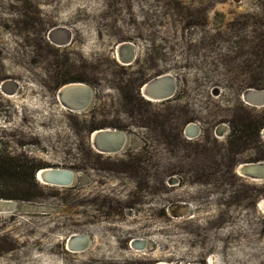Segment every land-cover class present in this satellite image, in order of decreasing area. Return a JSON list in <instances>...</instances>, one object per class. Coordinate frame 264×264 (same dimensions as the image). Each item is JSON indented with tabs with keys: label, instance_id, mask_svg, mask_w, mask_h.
<instances>
[{
	"label": "rangeland",
	"instance_id": "rangeland-1",
	"mask_svg": "<svg viewBox=\"0 0 264 264\" xmlns=\"http://www.w3.org/2000/svg\"><path fill=\"white\" fill-rule=\"evenodd\" d=\"M7 3L30 15L34 60L23 89L19 75H0V169L30 161L75 177L34 179L31 200L0 178V198L18 204L0 213V264H264V179L236 171L264 161V103L241 98L264 89V0ZM122 41L136 47L128 66L115 58ZM163 73L172 97L145 99L142 83ZM74 81L92 91L79 111L54 98ZM102 127L126 133L117 153L91 148L89 131ZM70 233L86 247L66 251Z\"/></svg>",
	"mask_w": 264,
	"mask_h": 264
},
{
	"label": "water",
	"instance_id": "water-1",
	"mask_svg": "<svg viewBox=\"0 0 264 264\" xmlns=\"http://www.w3.org/2000/svg\"><path fill=\"white\" fill-rule=\"evenodd\" d=\"M125 48L133 51V47L130 48L126 44H122L121 49ZM143 88L146 92V95L151 96L154 99H158L159 101L167 99L173 95L175 84L173 77L170 74H159L147 80L142 85L141 90ZM91 94V89L80 82L66 83L56 90L57 100L67 109L74 111L84 109L90 101ZM241 97L243 100L251 103L252 105H262L264 103V89L247 87L242 91ZM261 134H264V126L262 127ZM88 139L91 146H93L97 150L104 152H113L124 145L126 140V133L114 128L111 130L99 128L97 130L91 131L88 135ZM236 170L239 175L245 176L246 178L264 179V161L258 160L242 162L236 166ZM35 176L36 178H38V176H41L43 178L42 181L49 184L63 185L69 183V181L72 180L73 174L71 171L69 172L64 169L44 168L37 171ZM17 205V202L14 200L0 198V213L13 212L17 209ZM257 207L264 214V197H262L257 202ZM84 240L85 239L82 236H74V238L71 239V242H68V246L73 249V245H71L72 243H78L81 241L80 244H84ZM154 264L176 263L155 262ZM204 264L214 263L208 261Z\"/></svg>",
	"mask_w": 264,
	"mask_h": 264
},
{
	"label": "trees",
	"instance_id": "trees-1",
	"mask_svg": "<svg viewBox=\"0 0 264 264\" xmlns=\"http://www.w3.org/2000/svg\"><path fill=\"white\" fill-rule=\"evenodd\" d=\"M12 9L16 10L10 3L0 7V75H19L18 83L20 89H23L26 85L24 83V80H26L25 69H28L31 66L29 63H32L34 60L32 53L26 49V43L31 39H29L27 32L24 30L27 20H30V15L27 16L21 10H19L17 16L12 15ZM18 21L20 23H17ZM16 26H20V29ZM7 32L11 37L10 35H5ZM15 33H18L20 41ZM3 58L11 61H3ZM32 172L33 170L30 164L10 165L9 168L0 169V178L3 180L13 179L16 182L15 187L22 190V194L17 198L30 200L33 195L31 191L37 188V183L33 179ZM26 175L29 178L28 183L23 179Z\"/></svg>",
	"mask_w": 264,
	"mask_h": 264
},
{
	"label": "flooded vegetation",
	"instance_id": "flooded-vegetation-1",
	"mask_svg": "<svg viewBox=\"0 0 264 264\" xmlns=\"http://www.w3.org/2000/svg\"><path fill=\"white\" fill-rule=\"evenodd\" d=\"M126 43H128V44H126ZM129 43H130V45H129ZM127 45L128 47H130V48H132L133 46V51H130L131 52V54H130V57L127 59V60H125L124 58H121V60H118L117 59V48L119 47V45L121 46V45ZM132 46V47H131ZM134 54V55H133ZM132 55V56H131ZM115 58H116V62L119 64V65H121V66H128V65H130V64H132L134 61H135V59H136V47H135V44L132 42V41H122V42H119L118 43V45L116 46V53H115ZM124 59V60H123ZM125 61V62H124ZM123 62V63H122ZM164 74V73H163ZM149 80V79H148ZM75 82V81H74ZM76 82H78V81H76ZM146 82V81H145ZM144 82V83H145ZM67 83H71V82H67ZM80 83H82V82H80ZM144 83H142V85L144 84ZM64 84H66V83H64ZM64 84H62V85H64ZM84 84V83H83ZM62 85H60L59 87H61ZM84 85H86V84H84ZM142 85H141V87H142ZM87 86V85H86ZM58 87V88H59ZM89 87V86H88ZM57 88V89H58ZM57 89H55V91H54V95L56 96V90ZM140 93H141V88H140ZM142 95V94H141ZM54 96V97H55ZM172 97V96H171ZM170 98V97H169ZM169 98H167V99H169ZM167 99H164V100H167ZM69 110V109H68ZM71 111V110H70ZM190 125H192V126H195V124L194 123H189ZM189 124H187L186 125V127L187 126H190ZM185 127V128H186ZM219 127V128H218ZM221 127H222V125H221ZM221 127H220V125H216L215 126V129L216 130H214V132H221L220 131V129H221ZM102 128H105L106 129V127H102ZM109 130H111V129H113V128H111V127H107ZM97 129H99V128H97ZM97 129H92V130H90L89 131V133L91 132V131H93V130H97ZM107 129V130H108ZM114 129H116V128H114ZM116 130H118V129H116ZM120 131V130H119ZM186 133V132H185ZM184 133V134H185ZM192 133H194V130H193V132ZM91 148L97 153V154H107V155H109V154H115V153H117L118 151H120L123 147H121V148H119L118 150H116V151H113V152H104V151H100V150H97L96 148H94L93 146H91ZM27 163L28 164H30L31 165V167H32V170H33V172H32V176H33V179H35L36 181H38L39 183H41V184H43V185H48V186H54V187H67V186H69V185H51V184H48V183H44V182H41L40 180H39V178H36V176H35V174H36V172L37 171H39V170H41V169H43V168H58V167H49V166H43V167H41V165H36V164H32V162H28L27 161ZM60 169H64V168H60ZM17 198V197H16ZM22 200V199H21ZM31 200V199H30ZM74 234V235H73ZM77 236V235H79V234H77V233H70L69 235H68V237L66 238V241H65V243L66 244H64V248H65V250L66 251H69V252H76L77 250L78 251H81L82 249H84L83 247L85 246L84 244H80L81 246H79V244H77L76 242H74V243H72V245L74 246L73 247V249L75 250L76 249V247H77V249L75 250V251H73V249L71 248L70 249V247L69 246H67L68 245V242H71V239L72 238H74V236ZM70 238V239H69ZM69 240V241H68ZM75 244L77 245L76 247H75ZM84 245V246H83ZM80 248V249H79Z\"/></svg>",
	"mask_w": 264,
	"mask_h": 264
},
{
	"label": "bare ground",
	"instance_id": "bare-ground-1",
	"mask_svg": "<svg viewBox=\"0 0 264 264\" xmlns=\"http://www.w3.org/2000/svg\"><path fill=\"white\" fill-rule=\"evenodd\" d=\"M62 28V27H61ZM70 34V33H69ZM68 38V37H67ZM126 44H128V43H126ZM129 45H130V43H129ZM120 46V45H119ZM132 47V46H131ZM134 47V46H133ZM121 46L119 47V48H117V59L118 60H120V58H124L125 60H127L129 57H130V54H131V50L130 49H121ZM134 55V54H133ZM132 56V55H131ZM123 59V60H124ZM123 63V62H122ZM18 86H19V89H20V85H19V83H18ZM4 87H6V90L7 89H9V88H13L14 87V89H16L17 87H16V85L14 84V83H12V81H8V82H5V84H4ZM13 89V90H14ZM8 91V90H7ZM141 92H142V96L145 98V99H147V100H149V101H158V99H154V98H152L151 96H148V95H146L145 93V90H144V88L141 90ZM8 95V94H7ZM10 95V94H9ZM55 96V95H54ZM55 99H57V96H55L54 97ZM242 98V97H241ZM243 100V99H242ZM160 101V100H159ZM245 101V100H244ZM246 102V101H245ZM246 104H250L249 102H246ZM190 126H192V125H190ZM188 127L187 128V130H188V133H191L192 132V130L194 129H192L191 127ZM219 128V127H218ZM106 129H108V128H106ZM109 130V129H108ZM224 129L221 127V129H220V131L222 132ZM88 142H89V139H88ZM90 143V142H89ZM91 145V144H90ZM123 147V146H122ZM44 169V168H43ZM58 169H60V168H58ZM64 170H66V171H71V170H69V169H64ZM237 171V170H236ZM72 172V171H71ZM72 174H73V177H72V179L75 177L74 176V173L72 172ZM245 177V176H244ZM38 178H39V180L41 181V182H44V181H42V177L41 176H38ZM249 179H251V178H249ZM253 180H262V179H253ZM72 181V180H71ZM70 182V181H69ZM45 183V182H44ZM49 184V183H48ZM68 184V183H67ZM67 184H63V185H67ZM51 185H60V184H51ZM78 234V233H77ZM74 235V234H73ZM76 236V235H75ZM70 239V238H69ZM69 241V240H68ZM80 243L81 242H79L78 244H79V246H81L80 245ZM72 245V244H71ZM84 245H85V243H84ZM83 245V246H84ZM68 246V245H67ZM77 245L75 244V247H76ZM74 247V246H73ZM78 247V246H77ZM77 247H76V249H77ZM85 247H86V245H85ZM85 247H83V248H85ZM71 249V248H70ZM75 249V250H76ZM80 249V248H79ZM74 249H73V251H75ZM78 251V250H77ZM208 261L209 262H212L213 263V261H212V259L211 258H209L208 259ZM159 262H161V261H159ZM215 264V263H214Z\"/></svg>",
	"mask_w": 264,
	"mask_h": 264
}]
</instances>
